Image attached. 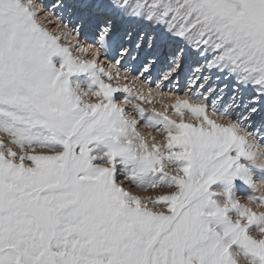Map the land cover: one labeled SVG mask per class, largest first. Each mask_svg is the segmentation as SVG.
I'll return each instance as SVG.
<instances>
[{"label":"snow or ice","instance_id":"6c2138e0","mask_svg":"<svg viewBox=\"0 0 264 264\" xmlns=\"http://www.w3.org/2000/svg\"><path fill=\"white\" fill-rule=\"evenodd\" d=\"M0 264H264V0H0Z\"/></svg>","mask_w":264,"mask_h":264},{"label":"rangeland","instance_id":"374dc122","mask_svg":"<svg viewBox=\"0 0 264 264\" xmlns=\"http://www.w3.org/2000/svg\"><path fill=\"white\" fill-rule=\"evenodd\" d=\"M133 191H137L136 189H132ZM141 194H143V195H146L145 193H141ZM241 195H244V193H241Z\"/></svg>","mask_w":264,"mask_h":264}]
</instances>
